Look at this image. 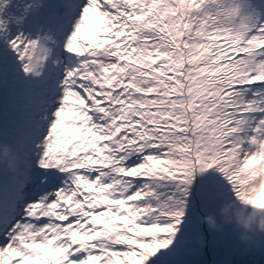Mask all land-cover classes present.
Instances as JSON below:
<instances>
[{
  "label": "snow or ice",
  "instance_id": "6c2138e0",
  "mask_svg": "<svg viewBox=\"0 0 264 264\" xmlns=\"http://www.w3.org/2000/svg\"><path fill=\"white\" fill-rule=\"evenodd\" d=\"M0 146V264H264V0H0Z\"/></svg>",
  "mask_w": 264,
  "mask_h": 264
},
{
  "label": "rangeland",
  "instance_id": "374dc122",
  "mask_svg": "<svg viewBox=\"0 0 264 264\" xmlns=\"http://www.w3.org/2000/svg\"><path fill=\"white\" fill-rule=\"evenodd\" d=\"M82 35L86 36V33H82ZM4 152L8 153L3 148V155ZM9 157L11 156L6 157L8 161ZM2 160L5 161L6 159ZM10 160H12V157ZM262 196H264V187L242 203L227 199L222 200L213 214L207 217L209 220L207 222L204 220V223L216 229H223L226 226H230L235 230L240 241L247 244L257 239L261 234H264L261 231V223L264 222V200L261 201ZM220 248L223 249V241L220 242ZM201 258L207 264H212L214 260L220 259L221 257L214 254L211 250H208ZM232 258L240 259L239 256ZM256 259H260L259 255L256 256Z\"/></svg>",
  "mask_w": 264,
  "mask_h": 264
},
{
  "label": "trees",
  "instance_id": "16d2710c",
  "mask_svg": "<svg viewBox=\"0 0 264 264\" xmlns=\"http://www.w3.org/2000/svg\"><path fill=\"white\" fill-rule=\"evenodd\" d=\"M0 159L2 160V159H5L7 156H11L12 157V154H11V151H10V149H7L6 147H3V146H0ZM3 148L4 149H6V151L8 152V153H5L4 152V155H3ZM11 157H9V160L11 159ZM13 159V158H12ZM219 247H220V244H219ZM207 259H209V258H207ZM209 260H211V259H209ZM213 264V263H212Z\"/></svg>",
  "mask_w": 264,
  "mask_h": 264
},
{
  "label": "clouds",
  "instance_id": "9594fccd",
  "mask_svg": "<svg viewBox=\"0 0 264 264\" xmlns=\"http://www.w3.org/2000/svg\"><path fill=\"white\" fill-rule=\"evenodd\" d=\"M7 163L9 164L10 167L15 166V160L14 159L7 161ZM204 220H205V222H207L209 220V218L205 217ZM261 231L264 232V222L261 223Z\"/></svg>",
  "mask_w": 264,
  "mask_h": 264
},
{
  "label": "bare ground",
  "instance_id": "6f19581e",
  "mask_svg": "<svg viewBox=\"0 0 264 264\" xmlns=\"http://www.w3.org/2000/svg\"><path fill=\"white\" fill-rule=\"evenodd\" d=\"M6 159V160H5ZM4 160L7 162V158H5ZM264 200V196L261 197V201ZM264 207V206H263Z\"/></svg>",
  "mask_w": 264,
  "mask_h": 264
}]
</instances>
